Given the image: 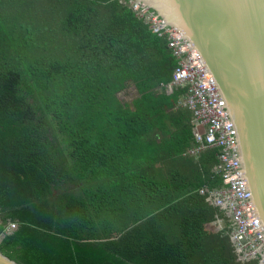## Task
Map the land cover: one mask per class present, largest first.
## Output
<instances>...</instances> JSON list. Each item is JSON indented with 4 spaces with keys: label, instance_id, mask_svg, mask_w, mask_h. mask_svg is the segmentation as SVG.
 I'll return each instance as SVG.
<instances>
[{
    "label": "trees",
    "instance_id": "obj_1",
    "mask_svg": "<svg viewBox=\"0 0 264 264\" xmlns=\"http://www.w3.org/2000/svg\"><path fill=\"white\" fill-rule=\"evenodd\" d=\"M125 2L137 0H123ZM177 61L119 0H0V252L18 264H257L195 155ZM134 87L126 103L119 94ZM203 192V194H200ZM221 220L213 232L210 223Z\"/></svg>",
    "mask_w": 264,
    "mask_h": 264
},
{
    "label": "water",
    "instance_id": "obj_2",
    "mask_svg": "<svg viewBox=\"0 0 264 264\" xmlns=\"http://www.w3.org/2000/svg\"><path fill=\"white\" fill-rule=\"evenodd\" d=\"M137 2L182 33L214 78L235 126L245 186L264 228V0ZM0 264L18 263L0 252Z\"/></svg>",
    "mask_w": 264,
    "mask_h": 264
},
{
    "label": "built area",
    "instance_id": "obj_3",
    "mask_svg": "<svg viewBox=\"0 0 264 264\" xmlns=\"http://www.w3.org/2000/svg\"><path fill=\"white\" fill-rule=\"evenodd\" d=\"M119 2L126 5L138 20L148 25L153 34L166 40L167 47L177 61L170 87L182 85L180 87L187 88L182 103L191 113L196 144L188 153L195 155L209 148L218 150L214 172L221 178L223 188L213 192L217 193L214 196L210 193L207 200L228 218L232 234L230 240L236 248L238 258L241 261L256 259L257 264H264V228L246 189L236 129L214 78L182 33L168 26L141 3L123 0ZM14 229L15 224L9 222L0 234V241Z\"/></svg>",
    "mask_w": 264,
    "mask_h": 264
},
{
    "label": "rangeland",
    "instance_id": "obj_4",
    "mask_svg": "<svg viewBox=\"0 0 264 264\" xmlns=\"http://www.w3.org/2000/svg\"><path fill=\"white\" fill-rule=\"evenodd\" d=\"M173 86V85H172ZM175 86H182V85H175ZM137 96V92L136 89L134 87H129L127 89H125V91L123 90L120 94H119V98L126 102V103H131V101ZM184 101V100H183ZM182 106H184V104L182 103ZM201 194V193H200ZM217 193H212L211 195H216ZM225 213V212H224ZM225 215V214H224ZM228 219V218H227ZM222 223V221H220ZM218 227H220V225L217 224ZM223 226V223H222ZM232 234L230 233V236Z\"/></svg>",
    "mask_w": 264,
    "mask_h": 264
},
{
    "label": "crops",
    "instance_id": "obj_5",
    "mask_svg": "<svg viewBox=\"0 0 264 264\" xmlns=\"http://www.w3.org/2000/svg\"><path fill=\"white\" fill-rule=\"evenodd\" d=\"M218 223H219L220 228H221V222H218ZM218 223H210V224L207 225V228H208L209 230H212L213 232H215V231H216V225H217Z\"/></svg>",
    "mask_w": 264,
    "mask_h": 264
},
{
    "label": "bare ground",
    "instance_id": "obj_6",
    "mask_svg": "<svg viewBox=\"0 0 264 264\" xmlns=\"http://www.w3.org/2000/svg\"><path fill=\"white\" fill-rule=\"evenodd\" d=\"M166 22V21H165ZM167 23V22H166Z\"/></svg>",
    "mask_w": 264,
    "mask_h": 264
}]
</instances>
